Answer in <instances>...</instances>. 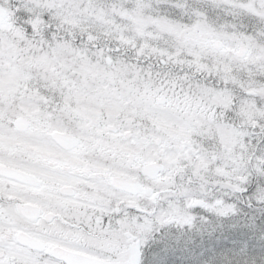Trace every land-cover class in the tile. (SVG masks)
Returning a JSON list of instances; mask_svg holds the SVG:
<instances>
[{"label":"snow or ice","instance_id":"obj_1","mask_svg":"<svg viewBox=\"0 0 264 264\" xmlns=\"http://www.w3.org/2000/svg\"><path fill=\"white\" fill-rule=\"evenodd\" d=\"M0 264H264V0H0Z\"/></svg>","mask_w":264,"mask_h":264}]
</instances>
